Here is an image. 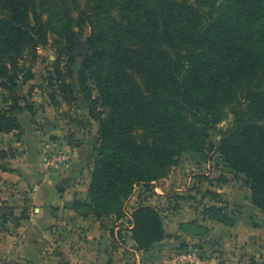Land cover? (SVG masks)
<instances>
[{"label":"trees","instance_id":"obj_1","mask_svg":"<svg viewBox=\"0 0 264 264\" xmlns=\"http://www.w3.org/2000/svg\"><path fill=\"white\" fill-rule=\"evenodd\" d=\"M58 2L52 12L40 0H0V88L7 92L0 131L22 132L17 87L34 77L42 46L57 48L43 88L57 106L65 102L76 108L82 94L90 119L100 124L99 139L111 151L93 172L89 200L76 199L71 206L102 223L116 216L117 223L136 185L142 194L150 192L153 181L167 177L184 150L211 142L207 129L224 113L222 97L231 92L236 120L225 132L218 158L236 177L244 175L254 203L264 210V0H185L176 9L169 0ZM146 5L154 7L147 14ZM82 46L88 53L82 55L77 92L74 67ZM187 66L195 67L199 77L190 80L183 74ZM99 106L106 108L105 116ZM28 108L34 111L29 101ZM201 120L205 127L200 132L196 125ZM192 129L197 130L191 134ZM199 134L205 137L201 144L195 139ZM11 152L0 151V158ZM217 180L227 181L223 171ZM200 193V199L170 198V204L175 202L171 209L180 207V198L194 200L203 207L204 219L236 223L218 192ZM166 209L141 203L134 210L132 236L138 249L149 251L166 238ZM182 230L202 235L209 229L190 222ZM189 247L194 246L184 242L177 250Z\"/></svg>","mask_w":264,"mask_h":264},{"label":"crops","instance_id":"obj_2","mask_svg":"<svg viewBox=\"0 0 264 264\" xmlns=\"http://www.w3.org/2000/svg\"><path fill=\"white\" fill-rule=\"evenodd\" d=\"M42 48L32 67L34 77L17 87L22 97V109L17 113L22 132L0 131V151L14 153L0 158V166L8 168H0V264H176L173 255L184 242L206 256L219 255L221 260L215 264H264V210L254 203L245 177H236L221 162L209 163V172L205 166L194 173L201 174L202 192L216 191L229 203L226 211L236 223L204 219L201 205L180 198L177 210L163 212L166 238L161 242L170 245L161 251L155 246L149 251L138 249L133 226L123 220L112 229L93 214L78 213L71 204L76 199L89 200L95 124L78 92L81 63L78 69L74 67L78 106L52 104L43 86L56 53L45 56ZM5 95L0 88V109ZM28 101L34 111L28 108ZM222 171L225 182L217 180ZM177 185L178 193L185 189L183 184ZM154 188L165 192V188ZM164 197L160 196L159 204L167 208L169 200ZM205 202H210L209 197ZM190 222L209 230L202 235L184 232L182 225Z\"/></svg>","mask_w":264,"mask_h":264},{"label":"rangeland","instance_id":"obj_3","mask_svg":"<svg viewBox=\"0 0 264 264\" xmlns=\"http://www.w3.org/2000/svg\"><path fill=\"white\" fill-rule=\"evenodd\" d=\"M42 2L47 3V7L50 8V10L52 12H56L57 8L60 7L59 6V2L58 0H40ZM93 1V0H91ZM171 1V7H173L174 9H176L178 7V4H181L183 1L185 0H169ZM194 1V0H193ZM196 5H198V3H195ZM199 5L204 6L205 4H203V2L199 3ZM148 9H146V14L153 10V5H146ZM39 9L44 8L43 4L42 6H38ZM164 11V9H162ZM195 20V18H194ZM199 24V19L196 20ZM195 22V21H194ZM91 32L90 26L86 27V35H88ZM53 38L50 39V44H52ZM42 53L45 54V56L47 55H52L53 52H55V50L57 48H54L52 46H42ZM203 48L206 49L205 45H203ZM40 51V50H39ZM82 53L79 54L80 56L77 57V62L75 67L78 69L80 67V63L83 61V56L88 53V50L86 48V46H82L81 48ZM128 73L130 74V76H132V78H134V76L128 71ZM187 77H189V79L191 80L192 77L198 78L199 77V71L192 66H187L184 69V73ZM189 80V81H190ZM200 90L203 92V94L206 92V90L200 88ZM213 98V97H212ZM223 104H225L226 108L224 113H222L220 115V117L217 120L212 121L211 125L208 127L207 132L209 134V138L211 140V142L209 141H204V145L202 147H200L198 150H184L181 155H180V159L178 160L177 164H174L171 168L170 173L167 175V177H165V181L163 184H158L157 186L160 188H165V192L164 193H158V192H153V187L156 185L154 182L158 181H153V183L151 184V191L147 192V193H140L139 191H136V188H140V185H136L133 192L125 199V206L126 204L129 202L131 203V201H129L130 199H132V197L136 200L140 197L141 201H147L148 204L150 203L152 206L158 207L161 206L159 204V201L161 200L160 196H165L164 200L167 202L168 200L170 201L171 199H175V197L177 195H185L187 192L186 196L189 195H193L195 196L197 199L201 198V179L198 178V176H200L201 174H195L194 172L199 170H203V168L205 167L206 171L209 172V163L211 164H217L218 162H221V160L218 158V155L220 154V152H222L221 150V145H222V139L224 138L225 132L232 129L233 125L235 124V118L233 113L231 112V108H233V106H235V94L231 93V92H226L223 95ZM215 99V97H214ZM82 100H83V95H82ZM83 102L85 103L84 108L86 110V112L88 113L89 110L86 107V102L83 100ZM224 106V105H223ZM70 107H73L72 105ZM99 111H106V108L103 106H99L98 108ZM102 114V116H105V114ZM186 118L188 122H193V116L191 114H186ZM204 121V120H203ZM203 121H199L198 124L196 125V128L201 132L203 131L204 127H205V123L203 124ZM88 124V123H87ZM93 124V123H92ZM95 124V132L96 135L94 136V146H93V151L91 154V162H92V171L94 172V170L96 168H98L101 165V162L103 161V159L106 157V153L111 152L108 148H105L104 143L102 142V140L99 139V130H100V124L98 121H94ZM93 124V125H94ZM135 129L138 132H144L143 129H141L138 126H135ZM197 129H192L191 130V134H193ZM204 136L200 135L197 136L195 135V139L198 140V142L201 144V142H203L204 140ZM222 163V162H221ZM219 164V163H218ZM186 168V169H185ZM185 169V170H184ZM92 172V173H93ZM244 176V175H242ZM192 177V181L194 182L193 185L186 184V181L188 180V178ZM180 183V186H182V184L184 185L185 189H183L182 191H180L178 193V191L175 189L176 187H178L177 184ZM171 198V199H170ZM188 201V200H187ZM193 204H198L197 201H190ZM137 204H140L139 201H136ZM170 204V202L167 203V206ZM180 205V203H179ZM124 206L123 209V215H126V208ZM132 206V204H131ZM136 205L134 206V209L132 211V214L134 212V210L136 209ZM123 216V217H124ZM116 218V216L111 217L110 219H108V225L109 227H114L117 223H115L114 219ZM2 262V261H1ZM3 262H11V261H3ZM2 262V263H3Z\"/></svg>","mask_w":264,"mask_h":264},{"label":"built area","instance_id":"obj_4","mask_svg":"<svg viewBox=\"0 0 264 264\" xmlns=\"http://www.w3.org/2000/svg\"><path fill=\"white\" fill-rule=\"evenodd\" d=\"M56 156L53 155L52 156V160L55 161ZM157 185V182H154ZM191 183L190 185H193L194 182L192 181V179L190 180ZM155 185V187H157ZM139 191L140 193H142L143 188H136L135 192ZM153 192H155V188L153 187ZM156 193V192H155ZM135 198V197H134ZM132 197V199H130L129 201H131V203H127L125 206V210H126V215L121 219L123 220V222H127V225L133 226L132 223V211L134 209V206L136 205L139 206L141 203H148L147 201H141L140 197L138 199H134ZM139 201L140 204H137L136 201ZM132 204V206H131ZM175 204V202H174ZM174 204H169L167 206V211H175L171 208H173ZM221 257L219 255H215V256H206L203 253L200 252V250L197 247H189L186 250H176V252L173 255V262H175L176 264H215L216 262H220Z\"/></svg>","mask_w":264,"mask_h":264},{"label":"water","instance_id":"obj_5","mask_svg":"<svg viewBox=\"0 0 264 264\" xmlns=\"http://www.w3.org/2000/svg\"><path fill=\"white\" fill-rule=\"evenodd\" d=\"M81 53H82V51L79 50V51H78V54H81ZM169 245H170L169 243L159 242V243H157V244L155 245V247H156L159 251H161L162 249H164L166 246H169Z\"/></svg>","mask_w":264,"mask_h":264}]
</instances>
